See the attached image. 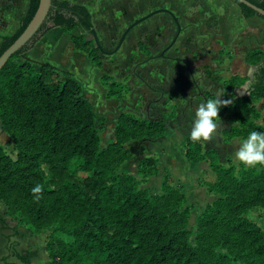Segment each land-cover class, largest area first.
<instances>
[{
  "label": "trees",
  "instance_id": "trees-1",
  "mask_svg": "<svg viewBox=\"0 0 264 264\" xmlns=\"http://www.w3.org/2000/svg\"><path fill=\"white\" fill-rule=\"evenodd\" d=\"M227 1L238 7L243 19L264 21L238 0ZM246 1L264 10V0ZM38 4L39 0H27L18 29L0 39V56L25 29ZM54 28L62 29L75 51L101 67L102 53L88 39L93 21L87 7L51 0L38 32L1 68L0 125L11 139L16 159L0 146V204L5 207L0 230L15 222L14 234L19 226H27L34 234L48 231L44 251L49 264H264V230L241 217L246 209L264 205V167L229 177V193L196 217L194 231L188 230L186 213L177 208L182 195L172 188L168 173L161 184L166 194L149 195L132 176L115 167L127 158L122 144L164 138L166 121L122 115L115 130L117 142L101 150L94 108L83 97L81 86L69 73L49 63L36 66L28 57ZM244 63L257 67L249 95L235 98L233 90L245 79L234 76L224 92L233 102L219 111V116L235 125L226 132L231 137L264 133V126L251 121L259 118L253 100L264 101V52L248 50ZM205 97L206 101L215 98L209 93ZM185 142V157L200 158L199 142L190 135ZM206 155L215 171H221L216 166L217 153ZM144 169L153 175L158 172L153 159ZM36 184L43 185L39 200L31 191ZM219 231L235 243L232 252L214 246V234ZM37 255V250H26L2 260L15 258L30 264Z\"/></svg>",
  "mask_w": 264,
  "mask_h": 264
},
{
  "label": "rangeland",
  "instance_id": "rangeland-1",
  "mask_svg": "<svg viewBox=\"0 0 264 264\" xmlns=\"http://www.w3.org/2000/svg\"><path fill=\"white\" fill-rule=\"evenodd\" d=\"M68 1L87 7L99 43L107 52L116 48L131 24L156 10H164L154 7L163 0ZM194 1L175 2L180 28L192 35H188L189 40L178 39L179 35L174 39L177 32L174 21L160 13L151 15L128 31L115 53L102 54L99 68L93 66L84 53L73 49L69 37L60 28H54L44 35L28 55L36 66L49 63L59 72L69 73L81 86L83 97L94 108L101 150L117 142L115 130L122 115L138 119L162 118L166 121L164 138L131 140L122 144L127 158L115 167L119 173L132 176L138 188L149 195L166 194L162 192L161 184L168 173L172 188L183 198L182 203L177 204L178 211H185L187 229L193 231L196 217L229 193V177L238 178L246 170H261L259 165L246 167L235 159V151L247 136H228L226 132L235 125L222 116H219L220 126L213 139L209 142L199 141L200 158L188 160L185 157V141L190 135L197 105L206 102L205 95L216 96L218 90H223L222 99H229L224 92L231 78L238 76L244 78L245 82L233 90L234 96H248L253 74L257 70L255 66H246L243 61L245 52L252 46L253 34L247 26H236L233 35L224 33L223 26L221 31L218 27L223 20L219 18L224 13L221 5L211 3L213 0ZM170 4V1L165 4L167 10L171 8ZM212 5L216 9L209 14ZM26 9L27 0H0V39L18 29ZM241 32L242 35L238 36ZM47 35H50L49 40ZM255 36L259 44L264 41L263 33ZM88 39H92V36L88 35ZM210 64H214V67ZM111 83L118 84V88L111 87ZM253 101L259 118L251 121L264 126V101ZM0 146L12 160L16 159V150L3 130H0ZM209 151L217 153L216 166L221 171H215L206 155ZM152 159L158 168L154 175L151 170L144 169ZM4 212L5 207L0 204L2 217ZM241 217L264 230V205L246 209ZM16 219L20 217L16 216ZM25 228L32 232L27 226ZM222 233L214 234V246L221 252H232L235 243ZM39 234H43L46 243L48 231ZM10 247L14 249L15 245H8V257L13 255ZM233 254L229 256L230 259ZM238 264L244 263L238 261Z\"/></svg>",
  "mask_w": 264,
  "mask_h": 264
},
{
  "label": "crops",
  "instance_id": "crops-1",
  "mask_svg": "<svg viewBox=\"0 0 264 264\" xmlns=\"http://www.w3.org/2000/svg\"><path fill=\"white\" fill-rule=\"evenodd\" d=\"M61 1H68V0H61ZM167 1H170V3H171L170 4L171 8H169V10H167L168 8H165V4L167 3ZM190 1L195 2L194 0H190ZM175 2H176V0H165V1L163 0V1H160V3L154 7L156 9H166V12H164V14L173 20V18H175V19L178 18L177 13L175 14V11H176ZM211 3H213V4L217 3L218 5H221L223 12H224L221 15L222 17L220 16V18H219V19H223L222 23H220L218 25L219 30H220L221 26H223V30H224L223 32L224 33H227V34L229 33L230 35L231 34L233 35V33L235 32L234 30L236 29V26L242 27V28L247 26V29L250 30V32L253 34V36L251 37L252 46L250 47V49H260L264 52V46H263L264 41H262L259 44V41H257L258 37L255 36L258 33L264 34V21H262L259 18L243 19L240 16V12H239L238 7L236 5H234L233 3L227 1V0H213V2H211ZM201 5H203V4L201 3ZM214 8L216 9V6L212 5L211 8L209 7V12H210L209 14H212V12L215 11ZM189 26L190 25H188V27ZM235 34L237 36V32ZM188 35H191V33H188V32L186 33L184 28H182L178 39L186 38L187 40H189ZM241 35H242V32L238 36H241ZM197 37H198V39L201 38V36H197ZM46 38H48V40H49L50 35H47ZM48 40L46 41L47 43H48ZM214 40H216V39H214ZM228 40H229V38H228ZM187 51L192 52V50H187ZM243 57H245V54ZM243 61H244V59H243ZM204 64H207V63H204ZM210 65L212 66V68L214 67V64H210ZM8 226H9V230H0V264H5V263L6 264H23V263L19 262L18 260H16L15 258H9L5 262H3L2 259L7 257V254H8L7 248H8V245L10 243H13L15 245L14 249L12 247H10V248H12L13 253H15V252L20 253V252L26 251V250H37L38 251L37 257L32 259L30 264H49L47 254L44 251L45 237L43 236V234L42 235L34 234V233L30 232L28 229H26L25 226L17 227V233L14 234V231L12 230V228L16 227V223L11 222V223H9Z\"/></svg>",
  "mask_w": 264,
  "mask_h": 264
},
{
  "label": "clouds",
  "instance_id": "clouds-1",
  "mask_svg": "<svg viewBox=\"0 0 264 264\" xmlns=\"http://www.w3.org/2000/svg\"><path fill=\"white\" fill-rule=\"evenodd\" d=\"M223 90H218L214 99H208L197 105L195 119L192 124L190 138L193 142L201 140L209 142L213 139L220 126L219 111L232 103L231 99H222ZM235 159L246 167H264V133L252 131L244 139L234 153ZM32 194L37 200L41 198L43 185L36 184Z\"/></svg>",
  "mask_w": 264,
  "mask_h": 264
},
{
  "label": "water",
  "instance_id": "water-1",
  "mask_svg": "<svg viewBox=\"0 0 264 264\" xmlns=\"http://www.w3.org/2000/svg\"><path fill=\"white\" fill-rule=\"evenodd\" d=\"M239 3L243 4L244 6L250 8L260 16L264 17V10L256 7L255 5L249 3L246 0H238ZM51 6V0H39V4L37 7L36 12L34 13L32 19L30 22L27 24L25 29L22 31V33L16 38V40L1 54L0 56V70L1 68L5 65V63L17 52L19 51L22 47H24L38 32L42 24L44 23L47 14L49 12ZM164 10H157L149 15H146L145 17L140 18L138 21L134 22L131 24L127 29L124 31L123 35L121 36L118 45L113 51L110 52H105L102 48L101 45L97 39V36L95 34V31L92 30V35H93V40L95 43V46L104 54L106 55H111L115 53V51L120 47L121 43L124 40V37L128 33V31L133 28L137 23L142 22L149 18L151 15L155 13H160L163 12ZM174 21L177 23L176 19L173 18ZM0 130H2V127L0 125Z\"/></svg>",
  "mask_w": 264,
  "mask_h": 264
},
{
  "label": "flooded vegetation",
  "instance_id": "flooded-vegetation-1",
  "mask_svg": "<svg viewBox=\"0 0 264 264\" xmlns=\"http://www.w3.org/2000/svg\"><path fill=\"white\" fill-rule=\"evenodd\" d=\"M157 11V10H156ZM164 12H166V10L164 9V11L163 12H160V13H162V14H164ZM160 13H155V14H160ZM145 17V16H144ZM138 21V20H137ZM173 21H174V19H173ZM176 21H177V23L174 21V24H175V27L177 28V32H176V34H175V37H174V39L180 34V32H181V28H180V25H179V21L176 19ZM143 22V21H142ZM139 23H141V22H139ZM139 23H137V25L139 24ZM132 29V28H131ZM130 29V30H131ZM94 30V29H93ZM129 30V31H130ZM95 31V30H94ZM96 34V33H95ZM91 36H92V39H93V35L91 34ZM97 36V35H96ZM179 37V36H178ZM97 39H98V37H97ZM174 39H173V41H174ZM99 41V40H98ZM102 48V47H101ZM103 49V48H102ZM104 50V49H103ZM105 51V50H104ZM105 52H107V51H105ZM102 53V52H101ZM102 54H104V53H102Z\"/></svg>",
  "mask_w": 264,
  "mask_h": 264
}]
</instances>
